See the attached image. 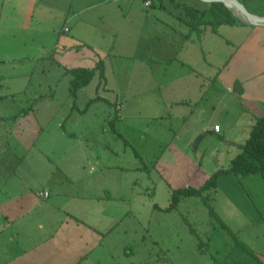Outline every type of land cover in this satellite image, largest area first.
<instances>
[{
	"label": "crops",
	"instance_id": "0c3cea01",
	"mask_svg": "<svg viewBox=\"0 0 264 264\" xmlns=\"http://www.w3.org/2000/svg\"><path fill=\"white\" fill-rule=\"evenodd\" d=\"M139 1L0 0V79L19 84L0 104L38 73L20 99L27 110L0 114V264H118L115 248L122 257L135 237L125 174L141 168L126 137H165L163 155L177 158L198 153L199 135L230 137L231 125L247 139L264 118V28L191 32L173 0L152 13L154 0ZM98 63L102 76L71 96L67 70Z\"/></svg>",
	"mask_w": 264,
	"mask_h": 264
},
{
	"label": "rangeland",
	"instance_id": "374dc122",
	"mask_svg": "<svg viewBox=\"0 0 264 264\" xmlns=\"http://www.w3.org/2000/svg\"><path fill=\"white\" fill-rule=\"evenodd\" d=\"M199 1L175 0L191 6H200L202 2ZM154 2L155 6L150 9L151 13L154 9H159L158 0ZM139 3L141 4V0ZM163 4L167 7L173 5L170 4V0H163ZM177 10L184 17L183 10ZM160 16L168 19L165 14ZM231 29L234 28L221 27L219 33L230 35L233 31ZM234 33L232 39L240 36ZM217 41H221L218 45L222 46V40ZM37 75L38 73L33 75L27 91L14 94L16 97L14 105L8 101L0 104V114H9L12 106L19 107V104L21 106L19 110H27L23 102L25 99L23 101L20 99L34 92ZM10 83L14 89H16L14 86H19L18 83L12 82L4 85L0 79V96L6 98L7 94H11ZM57 99L61 102L60 89L55 95V101ZM82 99L83 96L80 95L77 102ZM31 117L34 120L36 115L33 114ZM31 121L30 123H33ZM229 128L230 137L223 139L206 137L201 144H197L199 146L197 154H191L188 150L184 157L177 158L163 155L167 145L165 137H147L150 142L141 140L140 136L126 137L134 146V148L127 146V152L132 153L133 148L135 152L140 153L141 157L135 155V166L141 168L135 171V174L131 171L125 174L135 177V237L133 246L129 247L130 253L125 252L121 257L115 248L118 264L122 262L123 264H218L228 254L235 240L247 244L264 261V176L259 174L244 177L234 174L223 176L214 194H210L212 198L214 197L210 207L204 206L198 197H189L181 199L175 210H163L170 202L173 190L170 188H198L216 170L228 167L231 158L239 152L235 142L244 143L246 140L244 131L239 128L237 131L232 125ZM2 129L4 127H0V131ZM161 132L160 136H163L164 129ZM221 136H224L223 132ZM147 147H151V150ZM174 162L177 163L180 171L172 164ZM195 162L200 166H195ZM221 224H224L226 229L222 228ZM119 245L117 244L118 249Z\"/></svg>",
	"mask_w": 264,
	"mask_h": 264
},
{
	"label": "trees",
	"instance_id": "16d2710c",
	"mask_svg": "<svg viewBox=\"0 0 264 264\" xmlns=\"http://www.w3.org/2000/svg\"><path fill=\"white\" fill-rule=\"evenodd\" d=\"M175 2V0H173ZM250 11L257 15L264 17V0H244ZM251 1V3L249 2ZM182 8L184 18L182 21L189 27L190 31L201 32L202 30L210 27L212 30H216L222 25L227 26H243L242 21L237 19L231 12L222 4H210L204 5L203 8H196L186 4L175 2ZM255 7V8H254ZM101 63H98L93 68H72L68 69L67 73L71 76L70 79V95L75 96L79 89L89 84L96 71L102 76ZM96 99H91L87 106ZM112 131L120 138L121 135L116 131L114 127V120L110 122ZM203 139V135H199L193 142V148L195 149L197 144ZM125 144H128L124 140ZM239 152L230 160L227 168H221L211 174L204 183L198 187H183L173 189L171 191L170 202L167 207L163 208L164 211L175 210L181 199L189 197H198L204 206L210 207L211 202L214 200L210 196L214 194L217 188L218 179L223 175H238L248 176L259 174L264 176V118L260 117L256 120L252 127L248 138L243 144L238 145ZM135 155L139 157L137 151L132 148ZM210 213L214 215V212L210 210ZM218 218V217H216ZM221 227L226 229L224 224ZM210 240V237H208ZM219 264H264L258 257L254 250L239 240H235L230 252L225 260Z\"/></svg>",
	"mask_w": 264,
	"mask_h": 264
},
{
	"label": "water",
	"instance_id": "95a60500",
	"mask_svg": "<svg viewBox=\"0 0 264 264\" xmlns=\"http://www.w3.org/2000/svg\"><path fill=\"white\" fill-rule=\"evenodd\" d=\"M202 3L205 5H210V4H222L224 5L227 9L231 10L232 14L242 21L244 24L247 25H253V26H258L264 28V17L262 16H257L253 14L248 5L244 0H200ZM232 7H235L239 9L242 13V17L237 15L232 9Z\"/></svg>",
	"mask_w": 264,
	"mask_h": 264
},
{
	"label": "built area",
	"instance_id": "2783aa9c",
	"mask_svg": "<svg viewBox=\"0 0 264 264\" xmlns=\"http://www.w3.org/2000/svg\"><path fill=\"white\" fill-rule=\"evenodd\" d=\"M151 3L149 1H146L145 2V6H149ZM65 31H67V29H65ZM120 106H116V109H119ZM214 131H219L220 130V127L218 125L214 126L213 128ZM44 196L47 197L48 196V193H44Z\"/></svg>",
	"mask_w": 264,
	"mask_h": 264
},
{
	"label": "bare ground",
	"instance_id": "6f19581e",
	"mask_svg": "<svg viewBox=\"0 0 264 264\" xmlns=\"http://www.w3.org/2000/svg\"><path fill=\"white\" fill-rule=\"evenodd\" d=\"M231 9H232L237 15H239V16L242 17V13H241V11H240L239 9H237V8H235V7H232V6H231Z\"/></svg>",
	"mask_w": 264,
	"mask_h": 264
}]
</instances>
